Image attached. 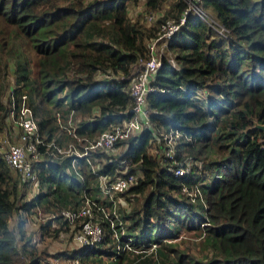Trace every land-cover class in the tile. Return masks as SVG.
<instances>
[{
  "label": "trees",
  "instance_id": "obj_1",
  "mask_svg": "<svg viewBox=\"0 0 264 264\" xmlns=\"http://www.w3.org/2000/svg\"><path fill=\"white\" fill-rule=\"evenodd\" d=\"M135 1L0 0V132L8 126L3 91L11 70L16 100L27 93L45 142L38 145L37 190L29 198L19 170L0 146V264H43L44 250L29 242L23 211L53 207L52 219L68 226L72 219L61 215V208H78L85 195L106 208L115 204L119 239L110 218L95 209L102 238L71 251L82 261L264 264V130L254 126L264 122V0H199L226 31L187 16L167 42L175 63L162 54L146 93L148 124L94 150V167L80 158L78 171L67 169L71 155L47 152L52 138L65 144L90 138L132 116L129 79L148 56L147 39L165 21L145 26L131 19L127 7ZM144 1L155 8L164 0ZM172 5L177 18L186 1ZM58 112L63 118L72 114L76 136L60 128ZM169 135L174 153L165 157L163 139ZM152 138L161 149L157 155L148 150ZM121 143L124 148L111 150ZM187 162V173H173V165ZM127 172L135 179L125 189L114 191L113 198L102 191L100 175L111 179ZM119 195L134 198L130 211ZM183 229L198 230L188 251L173 240ZM132 233L133 244L157 245L118 250V242Z\"/></svg>",
  "mask_w": 264,
  "mask_h": 264
},
{
  "label": "built area",
  "instance_id": "obj_2",
  "mask_svg": "<svg viewBox=\"0 0 264 264\" xmlns=\"http://www.w3.org/2000/svg\"><path fill=\"white\" fill-rule=\"evenodd\" d=\"M185 7L179 12L177 18L173 15L167 16L164 22H161L156 35L147 42L149 49L148 56L140 59L141 66L130 77L127 89L129 90L133 100L129 110L133 113L132 116L121 121H115L110 124L107 129L100 131L90 138L77 137L78 141H69L68 143H60L54 138L46 142L48 149L47 152L51 153L54 157H62L71 155L70 165L67 169L78 171L77 165L80 158H85L91 166H95L97 160L93 156V151L98 147L106 149L111 147L115 142L120 139L126 138L135 130L141 129L143 125L148 124L147 108L145 104V97L148 90L152 88L151 80L155 71L161 65L162 53L157 52L156 41L164 38L168 40L180 28L181 24L185 22L188 15L198 16L217 32L224 33L226 28L222 25L217 18H212L205 11V7L201 5L199 0H185ZM147 17L155 21L154 13L149 12ZM8 110L6 113L13 122L15 130L12 138L7 136L4 138L3 156L13 168L19 170L21 178L25 185L27 181L38 183L39 168L36 167L35 161L41 159V152L38 148L39 144L44 145V136L40 132L39 124L36 120L32 105L28 100L27 93L21 92L16 100L15 93L11 87L7 91ZM59 126L69 134L75 135L76 120L72 114L63 118L60 113H57ZM84 139V140H82ZM77 142V143H76ZM174 153V146L172 142L165 146L164 156L171 157ZM94 164V165H93ZM190 166L187 163L176 164L172 166L174 174L187 173ZM135 174L127 172L124 174H117L111 179H107L105 175H100V185L103 192L107 193L111 198L116 190L125 189L133 180ZM95 209H101L105 215L110 218V225L114 230L113 214L115 212V204L112 207L106 208L100 205L89 195H85L82 203L78 208L71 210L69 208H61L60 213L67 219L83 218L82 230L76 234L79 241L88 242L89 246L99 241L102 237L103 228L102 224L95 212ZM71 220V221H72ZM123 233V229L121 230ZM113 234L116 239H119V234L114 230ZM125 240L121 243L118 242L119 249H133V250H151L157 245L156 241L151 242L147 247H142L144 244L138 242L133 244L135 239L131 234H126ZM78 263V257L73 259Z\"/></svg>",
  "mask_w": 264,
  "mask_h": 264
},
{
  "label": "rangeland",
  "instance_id": "obj_3",
  "mask_svg": "<svg viewBox=\"0 0 264 264\" xmlns=\"http://www.w3.org/2000/svg\"><path fill=\"white\" fill-rule=\"evenodd\" d=\"M175 0H164L161 2V4L158 7L155 8H149L146 7L144 0H137L135 2H129L128 3V15L131 19H137L140 22L144 23L145 26H151L152 21L147 17V14L149 12L154 13L155 20L157 18H166L167 16L173 17V15L177 14V9L172 5V2ZM205 11L207 12L210 17L214 18L215 15L211 8L205 7ZM158 29L156 30L157 33ZM226 31V30H225ZM223 34V33H222ZM153 38V37H152ZM151 39V38H150ZM149 38L147 39L150 40ZM167 40H164V38L156 41V47L157 52L167 55L170 60L175 63L173 57L174 54L167 48ZM6 84L3 91V99L7 100V91L9 87H12V84L14 83L13 79V73L11 70H8L6 74L4 75ZM6 121L8 123V126L0 132V146L4 149V138L7 136L9 139L12 138V135L14 134L15 130L13 128V122L9 118L8 114L5 115ZM163 136L162 138H164ZM172 135H169L166 137V139H163V144L166 145L172 142ZM154 139V140H152ZM150 145H149V152L152 155H157L160 153L161 149L158 146V141L155 138H152ZM165 145V146H166ZM125 143H121L119 146H116L114 149V152L119 150L120 148H124ZM190 165V162H188ZM150 188V186L148 187ZM148 188L145 190V192L148 190ZM36 183L27 181L25 187H24V194L25 197L29 198L31 197L35 191H36ZM140 194L141 197L145 194ZM118 200H120V204L125 207V212H128L131 210L132 206L136 203L133 197L127 198L126 195H119ZM54 210L55 212H53ZM23 214L25 215V230L26 234L29 236V242L31 244H34L35 246L40 248L41 250H44L43 253H41L42 256V262L43 264H90L91 262L88 259H85L82 261L79 257L80 256H71V251L75 248H81L86 245H89L86 241H79L76 238V234L82 230V223L83 218L79 217L76 218L73 221H69L68 226H62L59 224L57 220L52 219V216L57 214L56 208L48 209L46 205H37L33 207L30 211H23ZM10 222L13 225L15 223V214L10 216ZM19 217V216H18ZM51 218L49 224H47L48 220ZM123 224L127 222V219L125 220V223L123 219L121 220ZM42 224H46L45 227L42 226ZM198 230L193 229H183L179 236L174 238V241L178 242V246L181 249H186L188 251V248L190 245L193 244V240L197 239L196 236ZM135 234H137V230L133 231ZM132 235H134L132 233ZM102 238V237H101ZM101 240V239H100ZM97 243H93L92 245H96ZM63 252L65 253L62 257H56L54 254L57 252ZM75 257H78V263L74 261L73 259ZM127 263V262H126ZM155 264H161V262H156Z\"/></svg>",
  "mask_w": 264,
  "mask_h": 264
},
{
  "label": "water",
  "instance_id": "obj_4",
  "mask_svg": "<svg viewBox=\"0 0 264 264\" xmlns=\"http://www.w3.org/2000/svg\"><path fill=\"white\" fill-rule=\"evenodd\" d=\"M254 126H256V127L260 128V129L264 130V122H258V121H256L254 123Z\"/></svg>",
  "mask_w": 264,
  "mask_h": 264
},
{
  "label": "clouds",
  "instance_id": "obj_5",
  "mask_svg": "<svg viewBox=\"0 0 264 264\" xmlns=\"http://www.w3.org/2000/svg\"><path fill=\"white\" fill-rule=\"evenodd\" d=\"M176 32H177V31H176ZM176 32H175V34H176ZM170 38H171V37H170ZM170 38H169V39H170ZM169 39H168V40H169ZM168 40H167V42H168ZM148 41H149V40H148ZM166 45H167V43H166ZM67 133H68V132H67ZM82 140H84V139H82ZM77 141H78V139H77ZM76 143H77V142H76Z\"/></svg>",
  "mask_w": 264,
  "mask_h": 264
}]
</instances>
